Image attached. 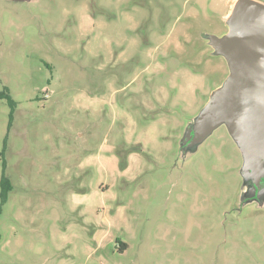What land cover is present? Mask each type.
<instances>
[{
	"label": "rangeland",
	"instance_id": "rangeland-1",
	"mask_svg": "<svg viewBox=\"0 0 264 264\" xmlns=\"http://www.w3.org/2000/svg\"><path fill=\"white\" fill-rule=\"evenodd\" d=\"M237 1L0 0V264H264V175L193 140Z\"/></svg>",
	"mask_w": 264,
	"mask_h": 264
},
{
	"label": "water",
	"instance_id": "water-1",
	"mask_svg": "<svg viewBox=\"0 0 264 264\" xmlns=\"http://www.w3.org/2000/svg\"><path fill=\"white\" fill-rule=\"evenodd\" d=\"M227 23L228 32L211 35L210 43L230 71L203 108L204 126L193 140L203 141L224 123L252 166L251 176L264 175V2L238 0Z\"/></svg>",
	"mask_w": 264,
	"mask_h": 264
},
{
	"label": "trees",
	"instance_id": "trees-1",
	"mask_svg": "<svg viewBox=\"0 0 264 264\" xmlns=\"http://www.w3.org/2000/svg\"><path fill=\"white\" fill-rule=\"evenodd\" d=\"M3 97H7L8 100L11 102V104H14L15 102L12 100L9 92H8V89H4V90H0V98H3ZM4 160V159H3ZM6 162L4 160V172H3V175H2V179H1V186H2V189H1V204H0V215L2 213V209H3V205L6 203L7 201V197H8V192L9 190L11 189V182H10V179L8 178L7 174H6ZM0 238H1V232H0Z\"/></svg>",
	"mask_w": 264,
	"mask_h": 264
},
{
	"label": "flooded vegetation",
	"instance_id": "flooded-vegetation-1",
	"mask_svg": "<svg viewBox=\"0 0 264 264\" xmlns=\"http://www.w3.org/2000/svg\"><path fill=\"white\" fill-rule=\"evenodd\" d=\"M227 20H228V18H226V23H227ZM227 26H228V30H229V25H228V23H227ZM228 30L224 33V34H226L227 32H228ZM224 34H222V35H217V36H219V37H221V36H223ZM210 45H211V43H210ZM211 47H212V49L214 50V52H215V48L211 45Z\"/></svg>",
	"mask_w": 264,
	"mask_h": 264
},
{
	"label": "crops",
	"instance_id": "crops-1",
	"mask_svg": "<svg viewBox=\"0 0 264 264\" xmlns=\"http://www.w3.org/2000/svg\"><path fill=\"white\" fill-rule=\"evenodd\" d=\"M260 1H262V0H260ZM264 2V1H263Z\"/></svg>",
	"mask_w": 264,
	"mask_h": 264
}]
</instances>
